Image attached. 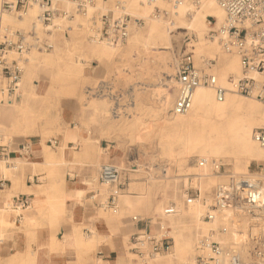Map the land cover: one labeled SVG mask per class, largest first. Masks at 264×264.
Segmentation results:
<instances>
[{
	"label": "bare ground",
	"instance_id": "obj_1",
	"mask_svg": "<svg viewBox=\"0 0 264 264\" xmlns=\"http://www.w3.org/2000/svg\"><path fill=\"white\" fill-rule=\"evenodd\" d=\"M60 7L66 10L70 17L56 16L54 24L49 27H43L36 20L39 9L35 4L29 5L25 15L2 13L1 27L10 26L14 29L27 30L34 23L39 39L49 38L52 48L51 51H39L32 47L26 58L20 62L23 72L15 91V95H19L20 100L11 102L7 100L8 97L1 92L5 81L0 79V125H4L14 110L23 132L36 133L38 126L44 127L42 131L44 132L47 129L46 124L58 120V113L53 110L55 106H59L60 99L69 93H76L79 81L87 78L83 73L85 67L92 66L94 61L101 63L106 60L109 65L113 61L122 62L134 52L139 53L149 49L158 52L159 58L164 61L158 74L164 91L156 101L158 106H150V103L142 104L137 91L134 109L135 112L139 111V115L133 118L124 115L111 117L106 99L98 100L94 97L89 98L84 93L79 94L76 111L79 113V122L87 129V135H83L78 126H75L74 130L68 127L58 130L63 137L59 158L53 157L51 149L43 143L44 152L49 156L47 162L50 168L48 174L39 178L42 183L35 187L36 190L41 194L46 193L47 179L51 182L55 181V178L64 180V172L53 174L54 167L57 164L65 165L66 161L61 157L62 152L66 148L67 140L74 136L79 139L82 152L85 147L87 148L90 158L80 159L79 152L71 149L74 159L69 166L75 169L87 163V167H91L92 173L85 182L93 193L87 196L85 202L86 194L77 191L71 194L69 191L70 205L75 199L78 201L83 199L85 204H94L95 200H98L101 206L96 212L100 216L112 214V207L108 204V196L112 193L122 211L130 212L135 208L149 207L152 211V222L158 229V233L151 235L170 237L172 245L163 253L149 256L145 252L142 259L144 263L198 264L196 255L199 240L207 236H211L223 246H233L242 260H250L252 255L249 236L258 234L264 229V217L243 216L231 210H213L210 206L214 201V188L218 184L227 182L230 177L251 176L264 182V168L258 175L248 173L252 161L264 167V151L252 137L254 128H264V104L251 97H240L242 95L235 92L232 80L242 74L239 57L235 53H225L217 40L207 37L209 29L207 16L214 17L218 23L224 19V12L217 0H202L197 5L192 0H95L94 4L87 7L85 14L78 13L83 19L75 16L76 22L70 21L74 19L71 13L74 9L72 3L64 2ZM108 11H112L114 18L122 15L129 17L130 35L128 34L124 41L110 42L96 36L100 25L99 17ZM140 20H143L144 25L139 24ZM46 29L50 32H46ZM175 32L195 36L188 51L195 55L196 66L204 68L207 59L215 60V64L211 63L208 71L216 76L217 86L226 90L223 101L217 100L214 86L199 85L193 91L192 106L189 111L181 115L170 113L177 95V81L172 65L174 63L172 37L175 36H173ZM125 42L126 46L123 45ZM9 54L14 56L12 51ZM109 75L106 73L105 78ZM43 76H48V83L45 86L33 84L34 80L40 81ZM146 91L145 89L143 93ZM82 96L83 103L80 102ZM96 125L99 126V137L109 138L112 134V139L114 138L112 148L121 151L119 155L112 157L117 158L116 163L104 161L106 158L109 159L108 148L94 147L92 134ZM152 135H156L159 140L158 156L169 164L175 163L180 166L187 155L198 158L195 165L184 169L189 179L188 184L198 193L191 204L185 203L179 195L180 178H171L164 182L150 175L148 179L150 182L145 189L146 195L141 194L139 197L123 195L119 187H111L99 181L101 165L113 164L120 169V181L126 184L129 176H133V181L130 179L132 181L130 188L139 190L142 183L137 181L138 170L135 164L128 165L126 152L124 155V144L125 141L142 144L150 140ZM40 136L44 140L42 134ZM13 160H10L9 164H12ZM6 164L0 161V170H5L8 176L17 172L24 174L27 166L35 165L28 161L9 168L7 166L9 164ZM222 165L227 168L229 166L230 170L227 171L232 175L222 174L220 171ZM132 172L134 174L130 175ZM69 173L70 177L75 176L71 169ZM156 190L161 192V199L153 200V193ZM17 191L30 192V189L24 182H15L13 189L7 194ZM168 200L175 203L178 212L174 215L164 213L169 205ZM29 209H34L33 202ZM208 214H213L212 220L204 219ZM129 246L126 243V250L120 254L119 264H132L134 255L129 252ZM142 247L145 251L149 249L147 243ZM220 260L223 264H228L225 257L220 256ZM99 263L106 264L101 261Z\"/></svg>",
	"mask_w": 264,
	"mask_h": 264
},
{
	"label": "built area",
	"instance_id": "obj_2",
	"mask_svg": "<svg viewBox=\"0 0 264 264\" xmlns=\"http://www.w3.org/2000/svg\"><path fill=\"white\" fill-rule=\"evenodd\" d=\"M106 1V0H105ZM199 4L202 0H192ZM0 79L5 81L2 92L10 94L15 92L20 82L23 68L20 62L26 58L31 48L39 51L51 50L52 45L48 38L39 39L36 27L33 23L27 30L14 29L10 26L1 27L2 13L26 14L30 4H35L39 11L36 20L49 27L53 25L54 18L60 16L69 18L70 14L60 5L69 2L74 5V11L85 14L87 7L94 4L95 0H0ZM224 12V19L220 23L212 16H207L209 29L207 37L217 40L221 50L225 53H235L241 63L242 74L232 80L236 93L254 98L264 104V0H217ZM99 29L97 37L110 42L124 41L129 34V17L122 15L114 18L112 11L102 13L99 17ZM50 32L49 29L45 30ZM14 52L10 56L9 52ZM213 60L207 59L205 67L195 65L193 53L188 50L178 52L174 56V72L177 81V95L170 110L171 114H185L192 106L194 89L199 85L215 87V96L218 101H223L226 90L217 86V78L208 71ZM87 97L104 98L109 101L112 114L120 115L125 108L119 105L121 94L116 89V83L112 81V75L100 80L97 84L84 89ZM253 138L264 151V128H256ZM50 146L57 144L55 139L50 140ZM20 150L28 151L29 144H19ZM13 150L11 141H0V161L9 164ZM262 166V165H261ZM260 166V167H261ZM260 167H258L260 169ZM38 182L37 178H34ZM99 181L109 186L121 188L124 183L120 181V169L113 164H102L99 169ZM187 194L186 203L196 198ZM115 195L110 194V202L113 204ZM26 200L23 205H27ZM213 210H231L243 216L254 218L264 217V182L251 178V176L230 177L223 184H218L214 190V201L210 206ZM175 205H168L166 215L176 214ZM212 220L213 214L204 217ZM133 221L143 223V228L131 236L133 251L140 256L154 255L166 252L172 245L170 237H156L150 234V224L144 218L133 216ZM89 232V231H88ZM252 258L242 260L233 246H223L211 236L199 240L198 264H223L220 256L227 259L228 264H264V229L258 234H250ZM144 243L149 245L148 250L141 247Z\"/></svg>",
	"mask_w": 264,
	"mask_h": 264
},
{
	"label": "crops",
	"instance_id": "obj_3",
	"mask_svg": "<svg viewBox=\"0 0 264 264\" xmlns=\"http://www.w3.org/2000/svg\"><path fill=\"white\" fill-rule=\"evenodd\" d=\"M71 13L74 19L70 21L76 22V15L83 19L74 9ZM85 69L89 70L91 68L85 67L83 69L84 74ZM94 71H91V75L94 74ZM47 79L48 76H43L40 81L34 80L33 84L45 86L48 83ZM91 85L85 86L84 89ZM2 93L8 97L7 100L9 102L20 100V96L15 95V92L10 94ZM77 99L78 96L75 93L65 99H60L58 120L50 127L49 131L55 136L51 139L42 140L40 136L44 130L42 126H38L36 133L33 134L23 132L22 127L18 124L17 113L14 110L11 116L7 117L8 119L4 125H0V132L2 129L3 131L9 130L8 133L10 134L16 132L19 136L26 138L23 141H20L19 138L5 139L7 135L0 134V141H11L13 150L16 151L12 155V159H14L12 164L6 165L9 168H14V166L16 167L28 161L35 164L27 166L24 174L17 172L8 176L9 174L5 170H0V264H100V261L106 264H119L121 260L120 254L125 252L126 243L130 245L129 252L134 255L132 264H146L142 261L145 252L143 256H140L131 249L133 247L131 236L141 231L144 224L136 223L132 217V225L130 226L126 224V218L133 213L141 212L143 208L149 210V207L135 208L130 212L127 210L122 211L121 206L116 204L115 200L113 204L110 202L109 195L108 204L112 207V214L100 216L96 212L101 206L98 200H95L94 204H85L84 201L86 202L87 196L89 197L93 193V191L88 189L85 182V179L92 173L91 167H87V163L75 169L69 166L74 159L72 150L79 152L80 159L88 160L90 158L86 147L83 152L81 151L79 139L73 136L67 140L66 148L62 152L64 155L62 154L61 156L66 163L65 165L57 164L54 167L55 171L53 174L64 172V180L55 178V181L51 182L47 179V192L44 194L39 193L35 188L42 183L39 178L48 174V169L50 168L47 162L49 156L44 152L43 143L51 149L53 157L59 158V148L62 146L63 137L58 133V130H62L65 127L74 130L75 126H78L81 133L87 135V129L79 122V113L75 109ZM98 129L99 126L96 125L92 134L94 147L108 148L110 163H116L117 158L112 157L119 155L121 151L112 148V134L109 138H101L98 135ZM52 139L57 142L55 146H50L48 143ZM22 143L29 144L28 151L20 150L19 144ZM75 143L77 144L75 145ZM80 151L82 154H80ZM104 161L108 162V159L106 158ZM70 169L75 176L70 177ZM34 178H37L38 182H35ZM15 182H24L30 192L17 191L7 194L8 191L13 189ZM125 186L124 189H121L123 191L121 194L124 193L123 195L132 197H139L141 194L146 195V190L144 192L138 191L139 194L135 193V191H130V182L125 184ZM69 191L71 194L74 191L82 192L83 195L86 194L84 201L83 199L79 201L75 199L74 203L70 205ZM187 193V190H185L182 195L185 203ZM196 195L198 196L197 192ZM24 200L26 202L29 201V205H23ZM31 202L34 204V209H29ZM168 202L169 205H175L170 200ZM19 205H22V207ZM149 211L151 214L152 211ZM7 223H12V225H7ZM130 230H133L131 234H129ZM153 233H158L154 222H152L150 228V234ZM85 238L87 239L85 240ZM143 250L145 249L143 248Z\"/></svg>",
	"mask_w": 264,
	"mask_h": 264
},
{
	"label": "rangeland",
	"instance_id": "obj_4",
	"mask_svg": "<svg viewBox=\"0 0 264 264\" xmlns=\"http://www.w3.org/2000/svg\"><path fill=\"white\" fill-rule=\"evenodd\" d=\"M139 24H143V20L138 21ZM144 25V24H143ZM183 32L182 30H179V32ZM179 32L173 33L172 40H173V62H174V56L178 52H183L188 50V48L191 46L192 39H195V36L192 35H187V34H178ZM68 35V33H67ZM130 35V31H129ZM182 36V37H181ZM178 40V41H177ZM126 46V42L123 44ZM146 52V54H144ZM195 55L193 54V57ZM123 58V57H122ZM106 60H103L101 63L94 61L93 66H89L91 69H85V74H86V79L79 81L76 93L78 96V101L77 105L75 106V109H78V104H79V94L83 95L84 93V87L87 85H94L97 84L100 80L106 79V73H109L112 75V81L116 83V89L117 91L121 94V100L119 101V105L124 106L125 108L123 111H121L120 115H124L126 117L133 118L134 116L139 115V111L135 112L134 106L136 103V93L137 91L139 92L138 97L139 99L142 100V104L150 103V106H158V98L161 96L162 91H164V87L161 85L158 74H160L162 64L164 63L163 59L159 58L158 52H155L153 49H149L144 52H134L133 54L131 53L130 55L127 56V60H123L121 63L119 61H113L109 63ZM195 63V59H194ZM212 64H215L212 62ZM161 65V66H160ZM174 67V63L172 64ZM196 65V63H195ZM160 66V67H159ZM160 68V69H159ZM110 69V70H109ZM94 71V74L91 75V71ZM108 70V71H107ZM120 70V71H119ZM122 70V71H121ZM110 71V72H109ZM110 75L108 77H110ZM175 75V74H174ZM107 77V78H108ZM155 84V85H154ZM91 85V86H92ZM152 85V86H151ZM158 85V86H157ZM147 90L145 93H143L144 90ZM73 95V93H69L65 96H63L62 99H65L66 97H69ZM142 97H140V96ZM238 95V94H236ZM240 96V95H238ZM243 97V96H240ZM96 98V97H94ZM247 98V97H245ZM98 100H101V98H96ZM144 99V101H143ZM150 99V101H149ZM103 100V99H102ZM152 100V101H151ZM255 100V99H254ZM84 98L82 96V100L80 101L83 103ZM109 111H110V116L112 117L113 114L111 111V107L109 106V103L107 100ZM257 101V100H256ZM59 106H55L54 112L57 114ZM169 111V110H168ZM135 112V113H134ZM125 113V114H124ZM169 113V112H168ZM129 116H128V115ZM169 116V114H168ZM55 124L54 122H50V124H46L47 129L42 132V136L45 140L51 139L52 137H55L52 135V132L50 131V127H52ZM262 128V127H260ZM256 128L253 129V132ZM253 132H252V137H253ZM60 134V131H58ZM0 134H5L7 137L5 139H16L19 138L20 141L25 140V137L19 136L16 133H8L6 131H1ZM62 135V134H61ZM4 139V140H5ZM114 138L112 139V141ZM4 142V141H3ZM159 143L158 137L156 135H152L150 140H146L144 143L139 144V143H132L125 141V150H124V155L126 152V161L128 165L130 166L132 163L135 164L136 170H138V179L137 181L141 182L142 186L140 187L139 190H132L130 188V191H135V193L139 194V192H144L148 183L150 182L148 179L150 178V175H153L162 181H167L168 179L171 178H180V184L178 185L179 189V195L182 197L183 192L187 190V192L190 195H195L197 192L196 189L191 188L189 183L188 176L186 174V167L195 165L197 162V157L194 155H187L185 156L184 162L182 165H177L175 163L169 164L167 161H164L158 156V148L157 144ZM108 159V158H107ZM109 160V159H108ZM156 165V166H155ZM261 164H257L255 161H252L250 166H249V174L253 175H258L261 172V169L264 167H260ZM157 167V168H156ZM169 167V168H168ZM260 167V169L258 168ZM168 168L167 170H164ZM229 166L228 168L226 166H220V171L222 174L226 175H232L230 171ZM226 171V172H225ZM141 172V173H140ZM145 172V173H143ZM147 172V173H146ZM228 172V173H227ZM140 173V174H139ZM134 174L132 172L130 175ZM264 174V170H263ZM165 176V177H164ZM130 179L133 181L132 177L129 176ZM148 177V178H147ZM164 178V179H163ZM131 180H127V183H131ZM126 186L125 184L119 188V189H124ZM215 190V188H214ZM214 190H213V198H214ZM121 191V190H120ZM137 191V192H136ZM139 191V192H138ZM123 192V191H121ZM159 194V195H158ZM156 196V197H155ZM161 192H156L153 193V200H158L161 199ZM158 198V199H157ZM150 210V209H149ZM147 208H143L141 212L138 213H133L131 214L127 219V225H132L131 218L133 216H136L138 218H144L146 219L149 224L150 228L152 226V216L149 213ZM13 227V226H11ZM149 228V231H150ZM133 230H130L129 234H131ZM197 256V255H196Z\"/></svg>",
	"mask_w": 264,
	"mask_h": 264
}]
</instances>
